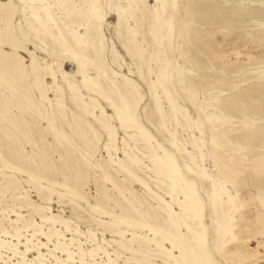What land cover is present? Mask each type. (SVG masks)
<instances>
[{
    "label": "rangeland",
    "instance_id": "374dc122",
    "mask_svg": "<svg viewBox=\"0 0 264 264\" xmlns=\"http://www.w3.org/2000/svg\"><path fill=\"white\" fill-rule=\"evenodd\" d=\"M11 4L16 6L12 14L8 5L0 4V264L22 262V255L32 264H55L56 257L67 258L61 249L51 254L47 247L44 258H34L40 242L54 248L57 240L48 242L42 234L52 226L43 221L44 213L69 220L70 228L81 232L56 224L66 236L60 237L62 241L80 240L85 251L74 242L73 260L62 264H80L83 254L88 264H195L178 256L179 249L172 250L173 258L148 239L164 238L140 223L175 230L165 222L158 198L181 212L172 199L179 192L171 193L172 180L152 170V145L145 142L142 131L121 125L115 108L86 86L80 66L119 106L121 95L133 104L141 97L132 113L175 155L182 174L195 182L205 206L207 244L217 261L264 264V0H95L94 10L91 0H60L59 5L53 0L29 4L13 0ZM28 5L45 11L34 13ZM90 13L92 24L85 20ZM74 33L85 38L102 35L101 49L75 43ZM154 94L160 97L162 111ZM82 99L90 102L89 110L96 105L97 115L103 107L114 116L117 151H108L110 138L86 113ZM167 128L176 131V145L170 142ZM187 150L196 153L197 163ZM130 155L141 162L135 164ZM118 157L133 174L117 163ZM188 164L206 167L234 195V205L225 207L224 222L230 232L223 241L227 250L245 253L242 259L215 251L218 233L207 195L212 182ZM85 201L96 204L97 210ZM109 213L133 221L115 222ZM190 216L193 221H187L196 228L197 218ZM178 217L183 237H191L183 213ZM15 232L21 236L17 238ZM191 244L198 248L194 239ZM96 245L101 249L92 257L89 251Z\"/></svg>",
    "mask_w": 264,
    "mask_h": 264
},
{
    "label": "bare ground",
    "instance_id": "6f19581e",
    "mask_svg": "<svg viewBox=\"0 0 264 264\" xmlns=\"http://www.w3.org/2000/svg\"><path fill=\"white\" fill-rule=\"evenodd\" d=\"M23 1L25 3L29 4V3H34V1H36V0H23ZM53 1H54V3H58V5H59L60 0H53ZM130 1L132 3L134 0H130ZM142 1L144 2L146 0H142ZM12 2H13V0H5V1L0 0V4L1 5H8V7H7L8 11L7 12L9 14H12L16 10V6H13L11 4ZM94 2H95V0H91V9L92 10H94V5H93ZM28 7H30V9L34 13H37V11L39 9H43V7L42 8L41 7H34V6H31V5H28ZM46 9H48V7H46ZM43 11H45V10L43 9ZM47 17L50 18V19L53 18V16L50 13H48V12H47ZM85 20H86V22L88 24H92V22H91V13H90L89 16L88 15L86 16ZM39 21H40V24L45 27L44 30L48 31V34H50L49 28L45 24L46 22L44 23L42 19H40ZM77 25L79 26L80 24L77 23ZM128 35H129V33H128ZM83 38H85V37L82 36L81 34H77V33L73 34V41L75 43L78 44V42H80V43L82 42V43H84L86 45L90 44L94 48H100L101 49L100 46H101L102 41H103L102 35L99 34V35L96 36V38H93V37L85 38V40H83ZM41 40H43V39H41ZM129 42H130V40H129ZM70 47H72V46H70ZM68 51H70V50H68ZM73 56H75V55H73ZM75 58H78V57H75ZM101 63H102L101 66L104 67L105 66L104 63L103 62H101ZM33 64H34V69L37 71L38 69L35 66V63H33ZM80 65H81V63H80ZM78 71H80L82 73V78H83V81L85 82L86 86L91 88L94 92L99 93L100 96L105 98L106 101L109 102L110 105H112L115 108L117 116L119 118V121H120V123H121V125L123 127H134V128L136 127V128H139L142 131V135H143L142 137L145 140V142L148 143L149 145H152V149L149 150V152H151L150 154H152V159H153V162H154V167L152 168V170L155 171L158 175L161 174L163 176H166L167 179H169V180L171 179L172 180V184L171 185L167 184L169 189H170L169 191L171 193H175V191L179 192L177 197L176 198L174 197L172 199L178 204V206L180 207L181 212H179L176 209H174V207L171 205V203L166 201L164 198H162V196L160 198H158V199L161 200L159 207H161V209H163V211L165 213V217H166V218H164L165 222H167V223L170 222L171 223L170 225L175 227V230L172 231L169 228L161 227V226H157V225H152V224H149V223L148 224L140 223V225H142V227L148 228L150 230V232L153 233L154 235L161 234L163 236V238H164L161 241H157L156 239H154V237L153 238H148V239L150 241L154 240L156 244H160L161 247L169 254L170 257L176 258V256L172 253V250L177 248V249H179V255L178 256H180L183 260L190 259V260L194 261L195 264H220L217 261L216 257L214 256V254L212 253V251L210 250V248L208 247V244H207L208 243V240H207V227H206V224L204 223L205 206L203 204V199L201 198V196L199 194V191H198V189L195 186V182L193 180H190V179L186 178L182 174L181 168H180L179 164L177 163L175 155L172 152H170L162 143L157 141L153 137L151 132L148 129H146L141 124V122L138 120V118L132 113L133 110L137 107L139 101L141 100V97L136 99V101L133 104L132 102L128 101L123 95H121V97L123 99V104H122V106H119L111 98V96L105 92V90L102 87L101 83L97 79H95L94 77H92L89 74H87L85 72V70H83V68L81 66H80V69ZM22 73L24 74L25 72L22 70ZM52 75H53V77L55 79L56 78L55 74L52 73ZM63 75H65L64 72H63ZM162 77L160 78L161 81H163ZM58 88L62 89L61 86H59V85H58ZM40 91L42 93L43 98L44 99H48L46 93L43 92L41 88H40ZM137 92H138V90H137ZM166 97L168 98L170 104L173 105L175 109H177L178 106L176 105L174 99L169 94H167ZM154 99H155V103H156V106H157L158 110L162 111L161 110L162 107H161L160 97L157 94H154ZM79 102H80V100H79ZM29 103L32 105L31 101H29ZM81 103H82L86 113L91 115V116H93L95 118V120H97L103 126L104 130L108 134V136L110 138V142H111L110 144H108L106 146L108 151H110L112 149L117 151L118 150V146H117V143H116V141H117V132H116V126L114 124V119H115L114 116L112 114H110L109 112H106V110L103 107H102V109L100 111L101 114L97 115L95 113V109H94L96 107V105H94L93 110H89V108H90L89 105H91L90 102L84 101L82 99ZM61 105H62V103L60 102L58 106H61ZM163 116H164V114H162V117ZM50 123L53 124V121H50ZM167 132L171 135L170 142L176 145L177 142H178V139H177V136H176V131L173 130V129L167 128ZM129 136H132V135L129 134ZM153 140L156 141V144L154 143L155 145H153V142H152ZM122 143L124 145L128 144V141H127V139L125 137L122 138ZM192 144H193V146L195 148L198 147L196 142H194ZM149 145H148V147L150 148ZM160 152H162V154H160ZM186 152L191 157V159L194 161V163H197V155H196V153L193 152V151H188V150ZM126 153L129 155L128 151H126ZM200 155H201V158L203 159L204 155H203L202 152L200 153ZM1 158H2V155L0 154V159ZM130 159L135 164H139L141 162V160L138 157H136V156L133 157V156L130 155ZM116 161H117L118 164L122 165L125 168L126 171H128L130 174H133L132 169H130L128 166H125L123 164V160L121 158H119ZM7 163L10 164V162H8V161H7ZM195 165L196 166L188 164L187 167L190 170L195 171L196 173H198L201 177L206 178V179H208V180H210L212 182V184H211L212 186L210 188L211 190L207 191V195H208V198H209V202H210L211 208L213 209V213H214V216L211 218V221L216 223V232L218 233V238L215 240V245H214L215 249H217L215 251L222 252L221 253L222 256L224 254V251H227L231 255L238 256L239 259H242L243 256L245 257V253H243L238 248H234L232 251L227 250L226 249L227 248V244H226L225 241H223V239H225L224 238L225 235H228L227 232H230V230H229L230 226L228 227L227 225H225V222H224L225 221V216L227 214L226 211H225V207H226V205H229V204L230 205H234L233 204L234 203V195L231 193L230 190H228V188L226 189L225 186L221 182H219L216 179H214L212 177V175H210L207 172L206 167H201L198 164H195ZM14 167H16L15 169H18L17 166H14ZM137 177H138L137 180L141 181L139 176H137ZM31 178L36 180V181L38 180L37 176L34 175V174H31ZM164 181H166V180H164ZM141 182L146 187H148V183L146 181H141ZM161 183L164 184L163 181H161ZM66 189H67V187H66ZM68 192L71 193L72 195H74L75 197H78L80 199H84L82 197V195H80L78 192H76L75 190H73L71 188H68ZM151 192H153V191H151ZM155 194L157 195L158 193H155ZM179 194H181V196H179ZM158 196H160V195H158ZM85 202H87L89 207L97 210V205L96 204H92L89 201H85ZM228 211H229V209H228ZM180 213H183V215H184V218H185L184 219V224L187 226L188 230L191 231V233H192L191 237H187V238L183 237L182 230H181L182 223H181L180 218L178 217V215ZM189 213L197 218L198 222H197V227L195 226L196 228H192L191 224H189L188 221H187V219H190L191 221H193V218L190 216ZM109 214L113 217V220L115 222H122V223H127L128 224V223L133 221V220H131L129 218H126V217H119V216H117L115 214H112V213H109ZM231 217L233 218V216H231ZM42 219H43L44 222H49L50 224H52V226L49 228V230H47V231L43 230L42 234L48 239V242H51L53 237H55L57 240H56V242H54V248L48 247V243L40 242L41 245L37 247V254H36V256L34 258H36V259L44 258L46 254L43 251V247H47V248H49V251L51 252V254H52L53 251H55L57 249H61L62 252H65L67 254V258L64 259V260H66V261L73 260V258H74L73 256H74V252L75 251L73 250L74 251L73 252L70 249V246H72V245L76 246V243H74L76 241H77V248H79L81 251H83V249L81 248V241L80 240H75V238H70V242H67V239L65 238V241H62L60 237H62V236L66 237V236H64L65 234H61L59 232L60 230H58L55 227V226H57L56 224L59 222L63 226H65L68 231H72L73 233H79L80 234L81 232H80L79 229H71L70 228L69 220H66V219H64V218H62V217H60V216H58L56 214H53V213H44V215H42ZM137 222H139V221H137ZM194 223H195V221H194ZM35 225H38V224H35ZM17 229H19V228H17ZM15 233L16 234H14V235L17 236V238H19L21 236V234H19L18 232H15ZM120 233H122V232H120ZM35 235H37V234H35ZM139 236L143 237V238L146 237L144 235L143 236L139 235ZM219 236H220V238H219ZM27 238H29V237H27ZM146 238L144 240H146ZM193 239L195 241H197L198 248H195L194 246H192L191 242H192ZM39 240H41V239L38 238V241ZM164 240L167 241L172 248L166 247L164 245V242H163ZM27 241L29 242L31 240L27 239ZM27 247H29V246H27ZM99 249H101V246L96 245V247H94L93 249H91L89 251L90 256L94 257L95 253ZM83 252L85 253V251H83ZM84 255L85 254H83L80 257V261H79L80 264H88ZM170 257H168V258H170ZM26 258L27 257L22 255V260L23 261L22 262L18 261L17 264H32V260H28ZM64 260H61L60 257H56L55 264H62L64 262ZM226 260H228V259H226ZM228 261H231V260L229 259ZM74 263L75 262H73L71 264H74ZM174 263L175 264H181V262H179V261H176ZM174 263H172V264H174ZM255 264H259V263L256 262Z\"/></svg>",
    "mask_w": 264,
    "mask_h": 264
}]
</instances>
